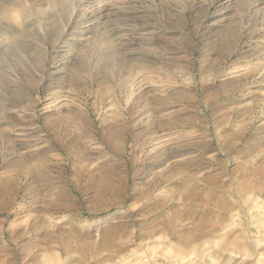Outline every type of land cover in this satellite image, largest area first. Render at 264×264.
<instances>
[{"label": "rangeland", "instance_id": "1", "mask_svg": "<svg viewBox=\"0 0 264 264\" xmlns=\"http://www.w3.org/2000/svg\"><path fill=\"white\" fill-rule=\"evenodd\" d=\"M3 37L0 264H264V0H0Z\"/></svg>", "mask_w": 264, "mask_h": 264}, {"label": "clouds", "instance_id": "2", "mask_svg": "<svg viewBox=\"0 0 264 264\" xmlns=\"http://www.w3.org/2000/svg\"><path fill=\"white\" fill-rule=\"evenodd\" d=\"M10 16H11V19L13 20V22H15V23H19L20 22V18H19L18 14L16 12H11ZM0 39H3L5 41H7L8 37H3V38H0Z\"/></svg>", "mask_w": 264, "mask_h": 264}, {"label": "bare ground", "instance_id": "3", "mask_svg": "<svg viewBox=\"0 0 264 264\" xmlns=\"http://www.w3.org/2000/svg\"><path fill=\"white\" fill-rule=\"evenodd\" d=\"M13 12V11H12ZM11 13V12H10ZM15 24V23H14ZM19 25V23H17V25L16 26H18Z\"/></svg>", "mask_w": 264, "mask_h": 264}]
</instances>
